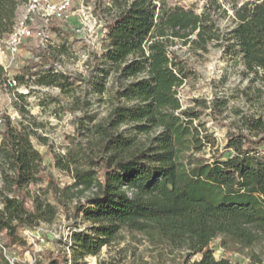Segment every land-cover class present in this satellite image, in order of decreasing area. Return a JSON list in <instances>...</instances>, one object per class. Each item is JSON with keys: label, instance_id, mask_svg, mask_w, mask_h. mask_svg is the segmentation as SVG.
<instances>
[{"label": "trees", "instance_id": "obj_1", "mask_svg": "<svg viewBox=\"0 0 264 264\" xmlns=\"http://www.w3.org/2000/svg\"><path fill=\"white\" fill-rule=\"evenodd\" d=\"M29 2L0 0V45L14 31L20 7ZM86 2L103 21L107 43L95 68L102 76L95 89L105 92L114 75L115 100L103 120L81 123L87 127L86 143L73 138L76 144L66 155L55 154L56 167L73 178L64 187L46 173L44 156L33 142L47 144V138L31 123L21 122L17 130L7 113L0 114V264H21L11 263L5 250L28 247L23 233L56 219L58 207L49 194L62 207L76 199L73 214L89 224L73 230L71 257L56 250L36 264H82L122 241L124 231L182 251L184 264H230L214 255L211 244L218 238L227 250L247 252L251 264H264V252L256 251L264 243V0L234 5V25L227 31L218 24V13L228 12L220 0H207L201 13L168 7L165 0ZM30 29L20 49L35 51V57L14 74L0 64V86L27 78L70 92L69 76L55 66L42 67L55 64L48 43L52 35L78 39L79 31L39 14ZM42 29L48 31L46 44L39 36ZM178 43L189 51L208 52L214 43L222 47L224 59L242 65L241 74L249 79L242 94L262 111L233 107L235 118L227 121L229 100L219 94L209 101L195 98L185 107L179 90L196 73L174 48ZM26 97L14 95L24 116ZM202 109L228 128L224 151L200 121Z\"/></svg>", "mask_w": 264, "mask_h": 264}, {"label": "rangeland", "instance_id": "obj_2", "mask_svg": "<svg viewBox=\"0 0 264 264\" xmlns=\"http://www.w3.org/2000/svg\"><path fill=\"white\" fill-rule=\"evenodd\" d=\"M51 4L59 3L61 0H48ZM90 0H73L70 8V16L66 19L51 18V21L61 23L63 29L78 30V39L70 34H54L52 40L48 42L53 51L55 64H46L42 70L57 67L59 71L70 77L73 83L70 92L53 86H41L35 80L22 79L20 84L11 86H0V112L14 114L17 112L14 103V95L20 94L27 96L25 101L28 103L29 112L26 116L18 112L13 120V125L17 130H21V122L31 123L37 132L47 138V144L40 143L33 139L36 148L44 156L46 173L55 182L64 187L73 183L70 173L64 172L56 167L55 154L66 155L76 144L72 139L77 137L87 142L89 135L85 130L86 126L81 123L89 120L93 122L101 121L107 117L114 103V92L118 83L114 75H110L106 83V91L99 93L95 89V83L101 79L99 69V57L106 47L104 39L105 27L103 21L97 16V23H83L82 5ZM207 0H165L168 7L181 6L184 8H194L201 13ZM247 1L254 0H220L227 14L218 13V24L223 31L229 30L234 25L233 7L241 5ZM44 3V1H43ZM44 7V5H43ZM30 5H23L18 11V19L24 20L30 12ZM47 8V7H45ZM41 16V15H40ZM81 41V42H80ZM46 44V41H44ZM188 59L191 68L196 75L188 80L179 90V96L185 107L193 105V99L211 100L215 94H219L229 100V107L224 116L227 121L235 118L232 108H241L248 112L259 109L262 106L258 103L247 102L242 91L251 84L249 79L241 74L242 65L235 66L224 59V50L217 44H211L209 51L204 52L189 51L188 46L178 43L175 47ZM35 57V51L27 50L22 47L11 65V74L18 69L25 68L28 61ZM38 59V58H36ZM5 57L0 54V64H3ZM254 89V86L252 87ZM201 109V108H199ZM200 121L206 125L210 133L217 140V146L224 151V146L228 140V128L220 125L214 120L209 109L201 110ZM90 124L91 122H86ZM2 129V127H0ZM2 135L0 134V144ZM207 157H212L210 149L206 152ZM46 182L33 186V189L45 187ZM3 182L0 176V189ZM49 198L58 207L56 219L52 223H42L38 228L27 235H23L28 240L29 246H15L5 250L6 256L12 262L21 264H36L37 260H43L56 250L68 253L71 257L70 249L71 236L78 224L84 228L89 223L83 222L73 214V207L76 199L67 202L65 207L57 203L51 194ZM124 239L119 243L106 246L98 256H88L82 264H101L104 261H112L117 264H184V253L180 250H173L169 246L161 243H154L146 235L140 232H123ZM211 248L217 259H227L230 264H251L248 253L231 251L221 246V239L212 242ZM257 252H264V243L256 247ZM200 258V255L193 257L192 261ZM70 259V258H69ZM63 264H67L66 261ZM71 264V261L68 262Z\"/></svg>", "mask_w": 264, "mask_h": 264}, {"label": "built area", "instance_id": "obj_3", "mask_svg": "<svg viewBox=\"0 0 264 264\" xmlns=\"http://www.w3.org/2000/svg\"><path fill=\"white\" fill-rule=\"evenodd\" d=\"M44 1V3H43ZM73 3V0H61L59 3L51 4L48 0H30L27 5H30V12L24 20H17L14 31L11 33L9 38L5 41L4 45H0V54L5 57V61L3 63L6 69L11 68L15 57L19 53L22 42L26 37L31 36L30 23L34 21L36 15H41L46 20H50L51 18L57 19H66L69 18L71 12L70 8ZM44 5V7H43ZM47 7V8H45ZM81 11L83 12V23L84 29L85 25L90 26L89 23H97V17L95 16L92 6L89 4L82 5ZM48 31L46 29H42L39 32V36L43 39V41L47 40ZM12 85H17L16 80H12ZM4 112H0L2 114ZM8 114V113H7ZM12 120H14L18 111L14 114H8ZM3 125V118L0 117V126ZM27 235L30 234V230L25 231ZM11 263H14L11 261Z\"/></svg>", "mask_w": 264, "mask_h": 264}]
</instances>
